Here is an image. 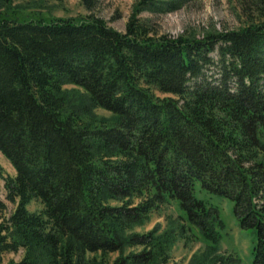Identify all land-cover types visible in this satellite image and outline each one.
I'll use <instances>...</instances> for the list:
<instances>
[{"label": "trees", "instance_id": "obj_1", "mask_svg": "<svg viewBox=\"0 0 264 264\" xmlns=\"http://www.w3.org/2000/svg\"><path fill=\"white\" fill-rule=\"evenodd\" d=\"M98 1L0 0V264H174L179 239L203 245L190 264H249L223 247L228 200L264 264V0L202 37L140 16L189 0H139L125 30ZM166 206V228L136 230Z\"/></svg>", "mask_w": 264, "mask_h": 264}, {"label": "rangeland", "instance_id": "obj_2", "mask_svg": "<svg viewBox=\"0 0 264 264\" xmlns=\"http://www.w3.org/2000/svg\"><path fill=\"white\" fill-rule=\"evenodd\" d=\"M29 0H13L15 4L26 3ZM49 7L53 9L56 15H76L88 13V10L82 3V0H43ZM139 0H99L95 8V12L104 17L110 25L125 30L127 21L135 9V5ZM257 11L253 12L252 16L256 17ZM247 10L240 0H189L181 7L165 12L156 13L153 11H144L140 16L149 20L153 28L159 33H167L171 36H179L182 34H191L198 37L204 36L209 30L218 28L232 29L243 25L249 21ZM213 55L217 58L218 52ZM209 73H213L214 69ZM67 86L72 87L71 84ZM101 115L109 116L111 113L103 108L97 109ZM0 163L4 167L5 174H15V168L10 160L0 151ZM4 179L0 177V199L9 203V209L13 207L6 198V188ZM198 196L208 198L209 194L199 190ZM228 200V199H226ZM224 203L222 214L228 222L229 230L224 240V250L227 252L238 251L245 261L249 264L253 261L252 247L256 242V234L251 230H242L237 225V218L234 215L233 205ZM40 202L34 200L30 204L32 210L39 209ZM172 210V207H165L161 211L153 212L152 217L144 225L137 226L136 230L147 232L156 224L162 223V227L168 226L167 214ZM203 245L200 242H188L179 239L172 248L171 261L174 264H190L192 256L196 252L203 251ZM22 252H7L4 254V263L6 264L10 258L20 260ZM116 254H112L114 256ZM171 262V263H172Z\"/></svg>", "mask_w": 264, "mask_h": 264}]
</instances>
